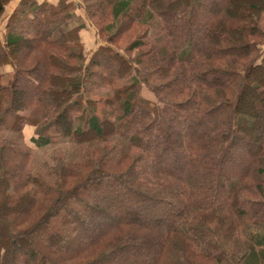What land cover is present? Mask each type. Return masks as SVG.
<instances>
[{
    "label": "trees",
    "instance_id": "1",
    "mask_svg": "<svg viewBox=\"0 0 264 264\" xmlns=\"http://www.w3.org/2000/svg\"><path fill=\"white\" fill-rule=\"evenodd\" d=\"M11 2L0 0V264H20V253L23 264H138L145 254L149 264H264V111L261 122L242 106L264 97V0L208 11L201 0H84L108 38L90 56L86 24H71L75 0H20L9 12ZM155 15L163 24L148 37ZM201 16L205 31L194 30ZM132 23L143 34L120 52ZM2 69L13 71L7 82ZM105 86L99 110L90 95ZM27 126L39 149L61 137L82 154L33 171ZM258 127L239 172L227 160ZM166 157L183 158L184 171L159 165Z\"/></svg>",
    "mask_w": 264,
    "mask_h": 264
},
{
    "label": "rangeland",
    "instance_id": "2",
    "mask_svg": "<svg viewBox=\"0 0 264 264\" xmlns=\"http://www.w3.org/2000/svg\"><path fill=\"white\" fill-rule=\"evenodd\" d=\"M214 1V2H213ZM227 0H201V2L204 3V6H206V10L208 9L209 5H211L210 7L212 8H218L220 7L222 4H224ZM248 0H242L241 4H245V2H247ZM253 0H250V3H252ZM80 4L78 5V8L82 10V13H78L80 14V17H75L74 19H72L71 24L72 25H79L81 23H85L87 28L85 29H81L80 31V35H82V39L84 40L85 45V53L88 54V56L92 55V51L96 48V46H98L99 44L102 43H107L105 41L108 40L107 37H103L101 38L100 35H98V29L97 27H95L94 24L89 23V20H87V14H86V10L84 7V0H79ZM209 7V8H210ZM208 11V10H207ZM82 14V16H81ZM262 18L264 19V13L261 14ZM149 21H147L149 23V30H148V37L152 36L156 33V31L162 26L163 22L161 20L160 17H158L157 15L152 16L151 18L148 19ZM206 20V18L204 19L203 16L199 17L196 20V23L194 24V30H198L200 29L202 26H204L205 24H203V22ZM6 23V20L2 19L0 22V34H3V30H4V25ZM263 27H264V23H263ZM93 28L95 29V33L93 32ZM144 28L140 27V25L133 24L131 25V27H129V29L127 28V31L123 34V42L120 45L119 51L120 52H124L126 51L127 47L131 46L132 43H134L135 41H137V39H139V37H141V35L143 34ZM201 31H205L204 28H201ZM107 36V35H106ZM105 38V39H104ZM261 48H263L264 50V43L261 44ZM119 46V44L117 45V47ZM21 50L23 51V48H21ZM139 51H134L131 54V58L135 59L137 54H139ZM103 67H105L104 70V74L106 75H111L115 70L116 67L114 65V63L110 60H106L105 64L103 63ZM109 72V73H108ZM2 73V81L3 82H7V80L9 79V77H11L13 71L11 70H7V69H2L1 71ZM123 83V86H126L127 80L124 79V81H121ZM24 94L26 96L31 95L34 90L32 88V86H26V88L24 89ZM140 92L142 94V96H144L147 99L150 100H154L156 99V96L154 94L151 93V91L147 88V86H142V88L140 89ZM139 92V93H140ZM112 95V90H110L108 88V86L103 87L100 90H97V92L91 94L90 96H92L95 99H100L99 104H101L99 106V110L104 108L107 109L105 106L104 101L107 98H111ZM24 96V95H23ZM21 98V95H20ZM22 100V99H21ZM243 109L246 110L247 112H256V108L258 109V111L256 112L257 115L256 117L263 122L262 119V114L264 111V97L259 96V97H251L248 94L244 96L243 98V103H242ZM252 108V109H251ZM109 110V109H108ZM100 113L102 114V112L100 111ZM175 121V120H174ZM173 121V129L175 132H180L186 121H182V117L181 118H176V121ZM264 125V124H263ZM261 125L259 124V127ZM254 129V130H250L248 135H244V141L237 143L234 147L233 152L231 153L228 161H232L234 164H236L238 166V171L239 172H243V170L248 169L250 163L249 160L251 159L250 156L248 154L245 153V144L247 145V148L251 149V151L255 152V147L256 144L255 143V137L259 135V130L260 128ZM31 128V130H30ZM34 133V127L32 126H27V128L25 129L24 132V140H25V144L28 146L30 145V148L32 150V156L29 159L28 163L31 169H33V171H37L40 172L42 171L41 168H43V165H45L46 162H51L53 159H55V157H63V156H70L71 153L75 154V155H80L82 154L81 151L78 149L77 145H73L70 144L68 139H64L61 137H57L56 138V142L50 146L47 147H42V149H39L38 147H36L34 145V143L31 142L30 138L33 136ZM175 160L174 159H170L168 157H166L164 159L163 162H159V165L161 166H171V164H173ZM175 163L181 165L182 169L185 166V160L183 158L177 159V161H175ZM52 165H54L52 163ZM181 169V170H182ZM184 171V169H183ZM254 176V175H253ZM259 180V179H258ZM261 181V179L259 180ZM249 182H251V184L255 185L256 182L254 180V178H250ZM261 197H259V201H260ZM132 206H134L135 208H137L138 206L135 204V202L131 203ZM137 206V207H136ZM10 209L11 206H9ZM145 207V206H144ZM19 213L16 214L17 216H23L24 212L29 210V206L27 204H23L20 206L19 208ZM128 209H130L129 211V216L130 214H134V213H138L137 210H135L134 208L129 207ZM139 210V212H143L142 210H140L139 208H137ZM144 209L149 210L148 207H145ZM147 215V214H146ZM151 215V214H148ZM1 226V223H0ZM152 255V254H151ZM19 261L20 264H23V262L25 261V256L22 255L21 253L19 254ZM139 261L138 264H149L152 257L150 255H139L138 256ZM17 262V260H15ZM76 264H82L81 262H76Z\"/></svg>",
    "mask_w": 264,
    "mask_h": 264
},
{
    "label": "crops",
    "instance_id": "3",
    "mask_svg": "<svg viewBox=\"0 0 264 264\" xmlns=\"http://www.w3.org/2000/svg\"><path fill=\"white\" fill-rule=\"evenodd\" d=\"M20 0H12V2L9 4V12L18 4V2H19ZM40 1H44V0H40ZM49 2H56V1H58V0H48ZM76 1V3L79 5L80 4V2H79V0H75ZM80 8V7H79ZM79 8H77L76 9V16L77 17H80V14H78L79 12L80 13H82V10L81 9H79ZM81 16H82V14H81ZM87 20H89L88 18H87ZM89 23H91L90 22V20H89ZM92 24V23H91ZM85 28H87V26L85 27ZM84 28V29H85ZM93 32L95 33V29L93 28ZM81 37H82V35H81ZM30 130H31V128H30Z\"/></svg>",
    "mask_w": 264,
    "mask_h": 264
}]
</instances>
